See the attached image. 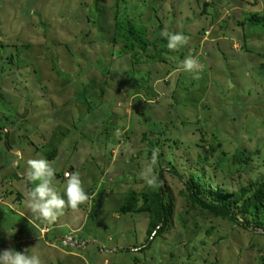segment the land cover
I'll return each mask as SVG.
<instances>
[{
    "label": "rangeland",
    "instance_id": "1",
    "mask_svg": "<svg viewBox=\"0 0 264 264\" xmlns=\"http://www.w3.org/2000/svg\"><path fill=\"white\" fill-rule=\"evenodd\" d=\"M252 12L264 16V0H0V251L42 264H259L264 231L190 207L170 171L229 197L264 181V27L247 25ZM114 17L189 42L163 62L132 64L97 42ZM188 56L198 79L180 69ZM149 139L159 143L151 152ZM39 158L61 196L64 171H78L89 196L46 228L25 207L26 162ZM159 176L172 215L152 237L149 213L117 209ZM239 203L228 206L235 215Z\"/></svg>",
    "mask_w": 264,
    "mask_h": 264
},
{
    "label": "trees",
    "instance_id": "2",
    "mask_svg": "<svg viewBox=\"0 0 264 264\" xmlns=\"http://www.w3.org/2000/svg\"><path fill=\"white\" fill-rule=\"evenodd\" d=\"M206 5L207 3H204V6ZM100 10L101 9L99 8V11ZM245 21L248 22L247 25L252 27L257 26L260 27V31L263 30V15H259L257 12H252L245 17ZM238 23L240 24L242 21L238 20ZM161 30L162 27L160 24H158L153 30L146 31L144 26L138 27L134 22L129 20H119L114 17L109 37L104 38L103 34L101 35L102 32L99 30L97 32L96 39L98 44L106 42L111 46H117L119 53L128 54L129 60L132 64H137L140 61L152 64L154 62L157 63L165 61L160 55H165L169 51L166 47V39L160 36ZM86 33L90 34L91 32L86 30ZM95 65L99 69L103 68V57L101 55L95 61ZM145 73V80L148 81L151 76L150 71ZM161 73L162 71L159 72V74ZM60 75L67 78L61 73ZM136 80H138L137 82L139 85L145 83L142 79ZM146 144L149 152L159 146L158 141L152 139L147 140ZM203 151V157L205 158L206 154L212 153L213 149L208 148V150ZM51 156H54V151L51 152L48 157ZM170 171L182 181L183 197L189 203L190 207L200 209L212 217L226 219L229 222L235 223L236 226H241L242 228H257L264 231V220L260 218V213L264 203V181L245 198H243V195L247 192L246 187H240L237 193H235L232 197H229L221 190L219 185H216V187L213 188V186L209 183H206L205 185L200 184L199 179L201 176L196 173H190L187 178H183V176L180 175V173L174 168H171ZM200 174H204L203 169ZM154 184V188L141 192L138 195L132 191L128 192L125 196V200L117 209L119 213H126L129 211L149 213L151 217L148 223V232L150 234L154 231L152 237L159 232L164 231V229H166L169 225L172 215L173 200L171 195L166 191L162 176L157 177L154 180ZM27 187L28 186L26 184L25 188ZM201 194H207L212 200L206 201L203 199ZM15 195L17 200L22 197L19 192H16ZM138 198H140L142 203L139 206L136 204ZM238 202L240 203L239 206H237V215H235L229 210L228 206L236 205ZM238 217H240L241 220ZM247 217H249V220H247ZM259 261V264H264L263 255L260 256Z\"/></svg>",
    "mask_w": 264,
    "mask_h": 264
},
{
    "label": "clouds",
    "instance_id": "3",
    "mask_svg": "<svg viewBox=\"0 0 264 264\" xmlns=\"http://www.w3.org/2000/svg\"><path fill=\"white\" fill-rule=\"evenodd\" d=\"M160 36L166 39V47L173 51L189 42L188 36L182 33H170L167 27L161 30ZM198 67V60L192 56L185 57L180 64V69L193 74L194 79L199 78L196 75ZM116 135L119 136L120 133H116ZM26 165L23 176L26 184L33 186L24 193L25 207L36 219L51 224L63 215L66 208L78 210L80 205L89 200L78 171L63 172L65 185L63 196H61L53 186L55 169L48 160L43 158L29 159ZM0 264H42V260L38 255L26 254V251L5 249L0 251Z\"/></svg>",
    "mask_w": 264,
    "mask_h": 264
},
{
    "label": "crops",
    "instance_id": "4",
    "mask_svg": "<svg viewBox=\"0 0 264 264\" xmlns=\"http://www.w3.org/2000/svg\"><path fill=\"white\" fill-rule=\"evenodd\" d=\"M35 226V225H34ZM43 228H46V225H45V223H43Z\"/></svg>",
    "mask_w": 264,
    "mask_h": 264
},
{
    "label": "water",
    "instance_id": "5",
    "mask_svg": "<svg viewBox=\"0 0 264 264\" xmlns=\"http://www.w3.org/2000/svg\"><path fill=\"white\" fill-rule=\"evenodd\" d=\"M213 37H216L215 33L213 32Z\"/></svg>",
    "mask_w": 264,
    "mask_h": 264
}]
</instances>
